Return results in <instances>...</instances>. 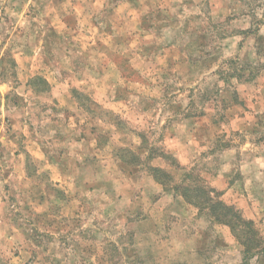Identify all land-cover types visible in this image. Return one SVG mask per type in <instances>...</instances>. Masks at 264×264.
<instances>
[{
  "label": "clouds",
  "instance_id": "1",
  "mask_svg": "<svg viewBox=\"0 0 264 264\" xmlns=\"http://www.w3.org/2000/svg\"><path fill=\"white\" fill-rule=\"evenodd\" d=\"M0 264H264V0H0Z\"/></svg>",
  "mask_w": 264,
  "mask_h": 264
}]
</instances>
